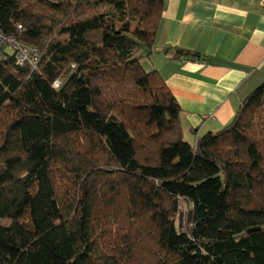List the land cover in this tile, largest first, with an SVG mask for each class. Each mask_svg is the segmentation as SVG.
I'll use <instances>...</instances> for the list:
<instances>
[{"label": "trees", "instance_id": "trees-1", "mask_svg": "<svg viewBox=\"0 0 264 264\" xmlns=\"http://www.w3.org/2000/svg\"><path fill=\"white\" fill-rule=\"evenodd\" d=\"M163 4L0 0V28L42 51L0 58V264H264V82L186 141L141 63Z\"/></svg>", "mask_w": 264, "mask_h": 264}, {"label": "crops", "instance_id": "crops-1", "mask_svg": "<svg viewBox=\"0 0 264 264\" xmlns=\"http://www.w3.org/2000/svg\"><path fill=\"white\" fill-rule=\"evenodd\" d=\"M199 60L176 57V49ZM181 107L184 138L194 144L235 116L264 82V6L260 0H164L151 56Z\"/></svg>", "mask_w": 264, "mask_h": 264}, {"label": "built area", "instance_id": "built-area-1", "mask_svg": "<svg viewBox=\"0 0 264 264\" xmlns=\"http://www.w3.org/2000/svg\"><path fill=\"white\" fill-rule=\"evenodd\" d=\"M260 4L264 6V0H260ZM22 28V25L18 23L17 29ZM9 56L14 59L16 64L20 66L31 65L35 69L41 60L42 51L39 47L20 40L0 28V58ZM60 84V79L54 81L55 87H59Z\"/></svg>", "mask_w": 264, "mask_h": 264}, {"label": "rangeland", "instance_id": "rangeland-1", "mask_svg": "<svg viewBox=\"0 0 264 264\" xmlns=\"http://www.w3.org/2000/svg\"><path fill=\"white\" fill-rule=\"evenodd\" d=\"M181 207H182V209H181L180 213L178 214L177 219L179 220V223H181V225H183L185 228H189L190 223L192 221L191 205H189L188 203H185L183 200H181ZM11 222H12V219L3 218V219H1L0 223H2V225H9V224H11Z\"/></svg>", "mask_w": 264, "mask_h": 264}, {"label": "water", "instance_id": "water-1", "mask_svg": "<svg viewBox=\"0 0 264 264\" xmlns=\"http://www.w3.org/2000/svg\"><path fill=\"white\" fill-rule=\"evenodd\" d=\"M256 230H259V227L258 228H252L249 230V232H253V231H256Z\"/></svg>", "mask_w": 264, "mask_h": 264}]
</instances>
